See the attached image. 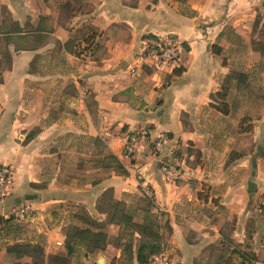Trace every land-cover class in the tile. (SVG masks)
Returning <instances> with one entry per match:
<instances>
[{
	"label": "crops",
	"instance_id": "0c3cea01",
	"mask_svg": "<svg viewBox=\"0 0 264 264\" xmlns=\"http://www.w3.org/2000/svg\"><path fill=\"white\" fill-rule=\"evenodd\" d=\"M14 23L23 29L22 35H8ZM74 32L86 38L68 50L64 46ZM7 36L18 42V48L3 46ZM38 36L45 41H37ZM165 38L181 44V62L175 67L184 69L180 76L173 74V67L140 61L145 41ZM213 46L221 49L220 55L212 53ZM55 53L71 66L63 79L76 92L69 110L76 132L100 138L128 176L111 172L84 186L56 176L41 186L42 168L32 145L53 125L31 140V172L20 169L25 153L18 143L24 138L20 131L40 127L38 114L45 112L25 103V82L35 78L33 68ZM4 59L9 64L5 70ZM235 69L239 74L232 78ZM223 87L228 89V115L217 110ZM258 90L262 101L256 100ZM25 113L29 116H22ZM162 136L163 149L157 151L152 145ZM132 142L134 152L129 156ZM178 149L183 152L174 154ZM169 163L173 168L164 171L163 165ZM3 165H13L16 171L9 196L0 201V218L27 202L32 211L71 203L105 220L97 203L107 190H113L116 200L146 194L167 214L172 228L160 255L168 264H196L221 239L228 222L233 230L229 239L237 251L251 264H264V224L256 213L264 196V0H0ZM218 208L225 215L212 218ZM218 217L222 222L214 227ZM118 231L116 226L108 228L110 237ZM48 233L47 253L55 255L58 251L53 249L64 246L65 238ZM7 247L0 250V264H12L5 259ZM121 257L122 251L108 244L96 258L90 255L84 262L122 264Z\"/></svg>",
	"mask_w": 264,
	"mask_h": 264
},
{
	"label": "rangeland",
	"instance_id": "374dc122",
	"mask_svg": "<svg viewBox=\"0 0 264 264\" xmlns=\"http://www.w3.org/2000/svg\"><path fill=\"white\" fill-rule=\"evenodd\" d=\"M5 18L7 22L10 21V18L6 17V15ZM90 35L91 34H88L87 37L89 40H92L93 35ZM84 38L86 37H83L81 33L74 32L70 39L72 47L73 44L75 47V43L78 40ZM27 41H29V39L26 40V42ZM29 42H31V40ZM2 44L4 46L5 42ZM60 56L61 55L55 53L51 59H47V62L42 61L41 65H37L32 69V71L36 73L34 74L35 78L27 79L25 82V103L28 106H31L32 103L36 104L38 108H44L45 112L38 114L40 117L42 116L40 127L34 128L33 130L20 131V135L24 138L19 140L18 143L23 148V152H25L24 155L21 156L20 169L23 170V172H31V140L28 141V136L34 131L39 135V133L42 132V128L53 125L47 135L41 136L39 139L35 140L32 145V152L38 154L37 162L42 168L41 174L43 181L41 186H44L56 176L61 182L70 184L78 183L79 186H84L102 181L104 178L109 177L111 172L106 168L110 166V163L108 161L103 162L108 154L105 144L103 142L102 144H97L94 142V139L89 136L78 133L81 130L76 132L74 124L71 123V121H74L75 117L69 110L74 103L73 98L76 92L71 83L63 79V77L70 74L71 66L69 68L62 63ZM2 67L4 70L9 67L7 59H4ZM245 70L244 72L247 74L248 72ZM236 74L239 73L235 69L231 73V77L235 78ZM262 99V92L258 90L256 100L262 101ZM90 101L91 100H89V102ZM24 115L25 117L29 116L27 113L22 114V116ZM245 117L246 115H244L243 118ZM37 135L35 137H38ZM162 138L165 139V137L162 136L160 140H162ZM152 147L155 148V145H152ZM178 152H183V150L178 149L174 154L177 155ZM171 167L172 165L169 166L168 169ZM11 168L14 172L15 168L13 165ZM29 189L30 191L27 193L31 195V187ZM30 195L28 196L30 197ZM148 196L152 198L151 195ZM118 201L126 202L130 209L136 212L137 220L140 221L142 219L144 215L142 209H144L146 205L142 203L140 195L127 194L123 196L122 200ZM21 208H27V212L23 216L18 213ZM222 211L225 210L222 209ZM222 211L218 208L213 211L214 213L211 217L213 218L216 214L225 215V212ZM256 213L259 215L261 223L264 224V196L256 206ZM6 219H12V221L9 225L0 227V250H3L11 243L12 245L22 244L28 246L25 251L29 256L22 259L21 264H32L33 259L31 258V254L35 259L39 257L38 253L33 250L36 246L45 252V264H85L84 261L90 256L87 257L84 248H78L77 253L69 259H53L52 256L61 254L59 250L65 249V247L61 246L59 250L53 249L54 252L58 251L55 255L47 253L46 249V247L49 246L48 232H51L53 236H63L66 239L68 228L71 226L80 228L92 227L94 218H92L86 209L81 206L71 203L57 204L45 210L32 211L31 203L23 202L18 205L15 211ZM166 219L167 218L164 217L161 220L165 222ZM220 222H222V219L218 217L216 222H214V227L219 226L216 223ZM118 229L117 235L110 237V244L113 246H116V238L120 235L123 236V240L121 241L123 244L129 240L128 232L121 231L119 227ZM232 232V223L228 222L224 224L221 230V239L209 246L197 259L196 264H224L227 260H230L232 263H239L240 261L237 259V255L232 254L233 252L240 254L236 249V244L229 239ZM246 245H248V243ZM119 249L121 251L123 250L122 247ZM241 250L245 249L243 248ZM245 252L247 251L245 250ZM100 253L101 252H96L91 256L92 258H96ZM5 259L10 261L7 257ZM121 262L122 264H128L127 258L121 257Z\"/></svg>",
	"mask_w": 264,
	"mask_h": 264
},
{
	"label": "trees",
	"instance_id": "16d2710c",
	"mask_svg": "<svg viewBox=\"0 0 264 264\" xmlns=\"http://www.w3.org/2000/svg\"><path fill=\"white\" fill-rule=\"evenodd\" d=\"M23 29L16 23L13 24L9 30L8 35H22ZM7 36L5 43L15 44L18 48L16 40ZM20 41H24L25 38L19 36L17 38ZM37 41H45V37L38 36ZM72 42L69 41L64 47L70 50ZM185 49H188L185 46ZM214 55H220L221 49L218 46L211 48ZM75 55L79 56V52L75 51ZM4 56L10 58V53L5 52ZM184 72L183 68H175L173 74L180 76ZM228 96L227 87H223L221 93L218 94V98L222 101L220 106H217V110L223 115L229 114V105L226 103ZM37 135V132H31L28 136V141L32 140ZM94 142L102 144L100 138H95ZM106 148V147H105ZM107 156L103 162L108 161L110 166H107L110 172L117 175L128 176V171L124 168L118 157L107 152ZM142 203L145 204V208L142 209L144 215L140 221L137 220L136 212L132 211L130 207L124 201H118L113 197V190H107L99 198L97 203V211L100 215L105 216V220H99L95 217L91 228H80L71 226L68 228L66 239L64 243L65 252L52 256L53 259H69L77 253L78 248H84L86 250L87 257L93 255L96 252H102L110 244V236L108 235L109 226H117L121 231H127L129 240L126 243H122L123 236L120 235L116 238L118 248L122 247V258H127L128 264H149L153 258L160 256L166 247L167 238L172 233L167 214L158 211L154 204L153 198L143 194L141 197ZM166 217L163 222L161 219ZM12 219L0 218V227L9 225ZM26 245L15 244L8 246L6 249V257L9 258L13 264H21V260L29 256L26 253ZM32 248V246H31ZM38 253L39 257L33 259L32 264H45V252L40 250L37 246L33 249ZM232 254H237L233 252ZM242 262L239 264H251L247 255L238 254ZM35 259V260H34ZM224 264H234L227 260Z\"/></svg>",
	"mask_w": 264,
	"mask_h": 264
},
{
	"label": "built area",
	"instance_id": "2783aa9c",
	"mask_svg": "<svg viewBox=\"0 0 264 264\" xmlns=\"http://www.w3.org/2000/svg\"><path fill=\"white\" fill-rule=\"evenodd\" d=\"M182 47L180 42L173 38L147 40L144 44L140 57V61L143 64H153L156 67L170 66L178 67L181 62ZM135 73V71H134ZM127 148V154L131 156L134 152V143L132 142ZM157 151H162L163 142L162 140L157 141ZM163 170L168 171V166L163 165ZM13 182V169L11 166L3 165L0 166V201H3L9 196L11 186ZM27 208L19 209V215L23 216L26 214ZM61 245V243H59ZM149 264H168V261L161 257H155Z\"/></svg>",
	"mask_w": 264,
	"mask_h": 264
}]
</instances>
